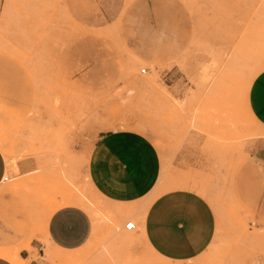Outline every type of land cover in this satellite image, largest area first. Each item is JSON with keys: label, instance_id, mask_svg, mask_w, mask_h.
I'll return each instance as SVG.
<instances>
[{"label": "rangeland", "instance_id": "374dc122", "mask_svg": "<svg viewBox=\"0 0 264 264\" xmlns=\"http://www.w3.org/2000/svg\"><path fill=\"white\" fill-rule=\"evenodd\" d=\"M262 70L264 0H0L9 176L0 245L40 236L42 249L25 248L34 264H264V128L249 106ZM114 129L155 146V192L185 188L210 202L217 227L201 255L157 256L140 223L125 228L135 204H113L91 187V152ZM77 189L101 211L98 223L89 213L92 235L66 252L71 262L50 258L44 219Z\"/></svg>", "mask_w": 264, "mask_h": 264}, {"label": "crops", "instance_id": "0c3cea01", "mask_svg": "<svg viewBox=\"0 0 264 264\" xmlns=\"http://www.w3.org/2000/svg\"><path fill=\"white\" fill-rule=\"evenodd\" d=\"M249 106L257 121L264 123V70L251 84ZM262 162L264 168V157ZM26 165L25 162L20 167L27 170L24 169ZM160 171L161 160L152 142L142 133L125 129H114L102 134L93 147L88 163L89 182L97 194L111 203L114 202L113 204H135L133 217L141 224L143 235L153 253L168 262L194 259L214 239L217 227L214 210L204 196L185 188L163 191L149 202L151 195L160 186ZM7 172V159L0 149V186ZM185 183L187 186L183 187H195L189 182ZM79 191L77 189L79 196L83 197V193ZM66 207L73 208L86 221V229L73 236L63 234L56 222L54 211L44 219V236L51 247L69 251L80 248L89 240L93 222L86 208L78 204H68L58 209ZM176 223L184 227L183 233L176 231ZM39 237L21 246L22 257L28 260L30 258V253L25 248H43ZM15 246L18 245H0L2 248ZM37 261L31 257L27 264ZM0 264L13 263L0 257Z\"/></svg>", "mask_w": 264, "mask_h": 264}, {"label": "bare ground", "instance_id": "6f19581e", "mask_svg": "<svg viewBox=\"0 0 264 264\" xmlns=\"http://www.w3.org/2000/svg\"><path fill=\"white\" fill-rule=\"evenodd\" d=\"M142 70V69H141ZM146 71V70H144ZM230 71V70H229ZM13 166L14 164H16L13 160H11L10 162ZM6 180H9V176L8 174H6L5 176V179H4V182ZM173 186H187V183L185 182H177L175 184H173ZM168 188V187H167ZM17 189V188H16ZM168 189H171V188H168ZM165 190V188H160L159 190H157L156 192H154L150 199L148 200L149 202L157 195H159L160 193H162L163 191ZM198 191H201V193H203L204 195L207 196V191H205L204 189H198ZM80 192V191H79ZM74 196H69L68 198H66L65 201H63L62 203L56 205L52 210H50L49 212V216L54 212V209H58L59 207H62L64 205H68V204H78L84 208H86L89 213L91 214V216L93 217L94 221H95V224H97L98 222V218L101 214V211L96 207V204H94L90 199H88L87 197L84 198L83 197H80L79 196V193H77L76 191L73 193ZM114 203V202H113ZM120 204V203H119ZM140 205V204H139ZM139 207V206H138ZM142 207V204L141 206ZM106 208V207H105ZM115 208V207H114ZM108 209V208H107ZM120 209V208H119ZM115 212H118V209H111ZM137 211V210H136ZM119 213V212H118ZM144 215V214H143ZM138 217V216H137ZM134 220L136 221L135 224H136V228H137V225L139 223V221L134 217ZM131 221V220H130ZM128 222V221H127ZM127 222L125 223V228H126V224ZM134 222V221H133ZM141 225V224H140ZM96 229V228H95ZM127 229V228H126ZM143 231V229H142ZM132 232H126L125 234H122L121 236L125 238H128L130 235H131ZM143 234H144V231H143ZM142 237H144V240L147 244V247L151 250V247L149 246L145 236L143 235ZM20 250H21V246H15V247H12V248H2L0 247V257L2 258H5V259H9V260H13L14 258H16L20 264H24V258L20 255ZM47 251V255L48 257L50 258H59V259H63V260H66L68 262H71L74 258L73 257H70L66 252H69V251H66V250H63V249H60L58 247H50V248H47L46 249ZM58 251V252H57ZM152 251V250H151ZM155 254V253H154ZM54 262V261H53ZM166 264V263H165Z\"/></svg>", "mask_w": 264, "mask_h": 264}, {"label": "snow or ice", "instance_id": "6c2138e0", "mask_svg": "<svg viewBox=\"0 0 264 264\" xmlns=\"http://www.w3.org/2000/svg\"><path fill=\"white\" fill-rule=\"evenodd\" d=\"M246 87V86H245ZM264 119V117H262ZM261 128H264V123L260 124ZM56 212V222L58 224L59 229L63 234L68 236H73L77 234L79 231L86 229L87 223L85 220L81 219L77 212L74 211L71 207L54 209ZM129 228L133 227V225L128 224ZM176 231L179 233L184 232V227L179 223L175 224Z\"/></svg>", "mask_w": 264, "mask_h": 264}, {"label": "built area", "instance_id": "2783aa9c", "mask_svg": "<svg viewBox=\"0 0 264 264\" xmlns=\"http://www.w3.org/2000/svg\"><path fill=\"white\" fill-rule=\"evenodd\" d=\"M128 224L133 225V227L129 228V227L127 226ZM126 228H127L128 230H133V229H135V228H136V224H135V222H133V221H128L127 224H126Z\"/></svg>", "mask_w": 264, "mask_h": 264}]
</instances>
